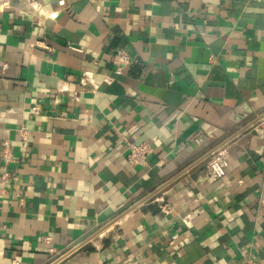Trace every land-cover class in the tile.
I'll list each match as a JSON object with an SVG mask.
<instances>
[{"label":"crops","instance_id":"obj_1","mask_svg":"<svg viewBox=\"0 0 264 264\" xmlns=\"http://www.w3.org/2000/svg\"><path fill=\"white\" fill-rule=\"evenodd\" d=\"M5 139L0 264H264V0H0Z\"/></svg>","mask_w":264,"mask_h":264},{"label":"built area","instance_id":"obj_2","mask_svg":"<svg viewBox=\"0 0 264 264\" xmlns=\"http://www.w3.org/2000/svg\"><path fill=\"white\" fill-rule=\"evenodd\" d=\"M115 62L118 64L117 71L120 72L121 65L126 64L128 62V55L126 54V52L119 51ZM40 109L41 108L39 105L34 106V110L36 112H39ZM21 131L23 135H25L26 137L27 130L25 128H22ZM128 146H129L128 162L132 165L145 164L148 155L153 149L152 146L146 142L143 143L129 142ZM0 156L4 163V170L1 173L0 182L4 186H7L9 184V181H11V179L16 178L9 171V164L14 160V157H13V147L8 139L2 141ZM208 167L212 175L216 179H221L226 174V167L224 165L222 158L218 154H212V156L208 161Z\"/></svg>","mask_w":264,"mask_h":264},{"label":"water","instance_id":"obj_3","mask_svg":"<svg viewBox=\"0 0 264 264\" xmlns=\"http://www.w3.org/2000/svg\"><path fill=\"white\" fill-rule=\"evenodd\" d=\"M160 189V188H159ZM154 193V192H153ZM152 193V194H153ZM151 194V195H152ZM151 195H149V196H151ZM118 218H115L114 220H112L109 224H112L114 221H116ZM104 229V228H103ZM103 229H101V228H99V229H96V230H94L91 234H89L86 238H84L83 240H81L80 242H77V247L78 246H80V245H82L83 243H85V242H87V241H89L91 238H93L96 234H98L101 230H103Z\"/></svg>","mask_w":264,"mask_h":264}]
</instances>
